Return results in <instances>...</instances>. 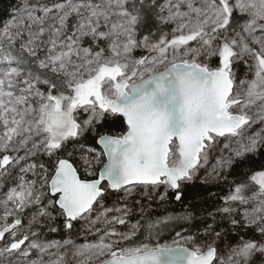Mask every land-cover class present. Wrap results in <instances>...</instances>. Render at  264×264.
I'll return each instance as SVG.
<instances>
[{
	"label": "snow or ice",
	"instance_id": "6c2138e0",
	"mask_svg": "<svg viewBox=\"0 0 264 264\" xmlns=\"http://www.w3.org/2000/svg\"><path fill=\"white\" fill-rule=\"evenodd\" d=\"M258 155L264 0H16L0 21V264H264V160L203 239L159 243L193 214L129 206ZM57 220L96 238L49 240Z\"/></svg>",
	"mask_w": 264,
	"mask_h": 264
},
{
	"label": "trees",
	"instance_id": "16d2710c",
	"mask_svg": "<svg viewBox=\"0 0 264 264\" xmlns=\"http://www.w3.org/2000/svg\"><path fill=\"white\" fill-rule=\"evenodd\" d=\"M15 3L16 0H0V21L8 18L10 8ZM115 130L119 131L122 129L117 126ZM262 160H264V155H258L250 161L238 164L232 169L229 179L223 182L213 183L194 180L186 186L182 201H175L172 194L169 205L164 210L148 212V214L157 216L168 212L179 215L185 211H190L193 214V219L187 222L179 221L170 224L161 230L159 237L162 239L171 238L177 232L185 229L195 232L204 230L205 223H211V220L208 219V213L222 206L221 197L227 194L230 182L234 179H239L248 169L258 168ZM224 225L227 226L226 221Z\"/></svg>",
	"mask_w": 264,
	"mask_h": 264
},
{
	"label": "rangeland",
	"instance_id": "374dc122",
	"mask_svg": "<svg viewBox=\"0 0 264 264\" xmlns=\"http://www.w3.org/2000/svg\"><path fill=\"white\" fill-rule=\"evenodd\" d=\"M137 55H139V53H137ZM242 71H243V69H242ZM205 176H206V172L204 170H201V172L198 174V177L195 180H199L201 182H213V183H219V182L226 181V180H220V181L207 180L206 181L204 179ZM228 179H229V174L227 175V180ZM162 191H163V189L153 191L151 188H143V189L138 188L134 192V196H133V198H131V202L129 204L130 207H133V216L130 218L131 222L134 223L136 221V219L139 218V215H140L138 207L135 206V201H140L143 204V206L145 207V210L147 213L159 211V210H164L169 205V200L171 198L172 193H169L166 203H162L158 199V195ZM144 192H147L148 195H144L143 194ZM115 199H116V197L114 195L109 197L105 201L106 206L111 207L112 203ZM25 223H26V221H25ZM56 223H57V225L61 226V230L59 232H50V231H48V229L46 227L44 229H42L46 238L49 240L67 239V238H69V235H70L71 238L76 243H82V242H86V241H91V240L96 238V234H95L94 230L91 232L85 230L84 226H85L86 222H84V221H80V222L76 223L74 226V229L70 233H69V230L62 228V220H57ZM117 227L120 231H126L127 230L124 226H117ZM179 233L181 234L179 237L176 236V234H175L171 238L162 239L159 236H157V237H154V239L157 240L159 243L171 244L173 242V240L179 241L184 236L195 235L197 233H200V236L198 238H200V239L204 238V230H202L201 232H197V231L195 232V231L185 229V230L179 231Z\"/></svg>",
	"mask_w": 264,
	"mask_h": 264
}]
</instances>
